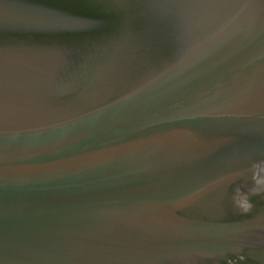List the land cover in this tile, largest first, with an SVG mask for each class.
Wrapping results in <instances>:
<instances>
[{"label":"water","instance_id":"95a60500","mask_svg":"<svg viewBox=\"0 0 264 264\" xmlns=\"http://www.w3.org/2000/svg\"><path fill=\"white\" fill-rule=\"evenodd\" d=\"M0 264H264V0H0Z\"/></svg>","mask_w":264,"mask_h":264}]
</instances>
